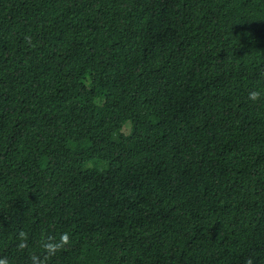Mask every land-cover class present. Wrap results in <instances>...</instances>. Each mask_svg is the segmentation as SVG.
Listing matches in <instances>:
<instances>
[{"label":"trees","instance_id":"obj_1","mask_svg":"<svg viewBox=\"0 0 264 264\" xmlns=\"http://www.w3.org/2000/svg\"><path fill=\"white\" fill-rule=\"evenodd\" d=\"M66 231L50 264H264V0H0V257Z\"/></svg>","mask_w":264,"mask_h":264},{"label":"clouds","instance_id":"obj_2","mask_svg":"<svg viewBox=\"0 0 264 264\" xmlns=\"http://www.w3.org/2000/svg\"><path fill=\"white\" fill-rule=\"evenodd\" d=\"M28 43H31V38H25ZM261 92L253 90L249 92L248 99L252 102H258L261 99ZM19 243L18 249L24 250L29 247V234L23 230L18 233ZM71 234L69 232H63L57 238L56 236H48L42 243L43 252L37 254L35 252L30 253V264H50V261L57 253L66 250L71 245ZM0 264H11V261L7 257H0ZM244 264H254V260L251 256L247 257Z\"/></svg>","mask_w":264,"mask_h":264},{"label":"rangeland","instance_id":"obj_3","mask_svg":"<svg viewBox=\"0 0 264 264\" xmlns=\"http://www.w3.org/2000/svg\"><path fill=\"white\" fill-rule=\"evenodd\" d=\"M130 124V123H129ZM129 131H130V127H129V125H126V127L124 128V133L125 134H127V133H129ZM90 166L93 168H99V169H103L104 167L102 166H100V165H98V167L96 166V165H94L93 163L92 164H90ZM41 182H44L43 180H41Z\"/></svg>","mask_w":264,"mask_h":264}]
</instances>
